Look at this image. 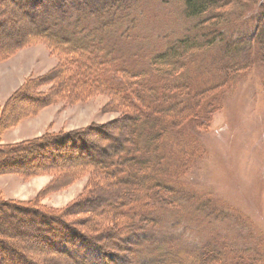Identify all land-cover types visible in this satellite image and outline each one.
Wrapping results in <instances>:
<instances>
[{
  "label": "trees",
  "instance_id": "16d2710c",
  "mask_svg": "<svg viewBox=\"0 0 264 264\" xmlns=\"http://www.w3.org/2000/svg\"><path fill=\"white\" fill-rule=\"evenodd\" d=\"M12 1H17L18 9L26 15L34 36L50 41L54 50L60 46L68 51L55 74L60 76L63 71L66 76H55L57 83L67 78L73 84L68 89L71 91L81 84L88 86L97 67L108 77L120 78L112 88L122 91L127 101L119 122L127 125L128 131L99 129L100 141L81 131L52 137L48 144L41 140L13 143L11 147L0 144V165L4 169L16 164L31 167L32 160L27 163L29 157L23 148L35 147L38 157L39 153L47 154V145H72L74 154L67 157L79 161L77 166L81 161L94 168L99 176L115 181L118 188H128L117 203L129 206L121 211L123 224L115 221L106 229H96L85 218L92 212L77 211L82 219H67L64 211L50 213L31 202L0 199V264H53L55 257L67 264H192L176 255L169 239L156 234L162 224L158 212L175 207V172L183 174L188 168L184 152L174 167V140L198 139L199 133L210 127L213 114L225 106L234 78L250 70L256 61L264 62V0H182L184 14L195 20L190 31L161 39L144 56L133 38L140 27L142 0ZM218 44L219 56L210 67H202L205 72L201 71V79L195 82L193 74L204 54ZM242 50L248 59L239 60ZM132 62L139 66L137 71L130 70ZM210 74L218 76L215 83L210 78L204 81ZM16 95L10 100H16ZM0 111L1 137L8 123L4 122L5 107ZM56 150L48 153L47 162L53 160ZM91 194L86 192L76 205H69V213L86 204L92 207L96 196ZM45 244L58 255L43 262L27 254ZM222 263L221 255L207 244L193 264Z\"/></svg>",
  "mask_w": 264,
  "mask_h": 264
},
{
  "label": "rangeland",
  "instance_id": "374dc122",
  "mask_svg": "<svg viewBox=\"0 0 264 264\" xmlns=\"http://www.w3.org/2000/svg\"><path fill=\"white\" fill-rule=\"evenodd\" d=\"M16 2L0 0V110L5 107L4 122L8 123L0 144L11 147L31 140L46 143L52 137L81 131L99 140V129L106 128L127 132V125L119 122L127 101L122 91L112 88L120 78L108 77L104 69L97 67L88 86L81 84L68 90L73 84L67 78L58 84L54 78L68 51L60 46L54 50L50 41L34 36ZM140 11V27L133 37L138 43L136 48L140 46V56L167 36L187 34L195 21L184 14L182 0H142ZM220 47L218 44L204 54L202 66L193 74L195 82L201 79V71L205 72L202 67H210L213 58L219 56ZM241 52L239 60L249 58L246 50ZM128 66L132 71L139 68L136 62ZM62 72L56 77L66 76ZM217 77L210 74L204 81L210 78L215 83ZM234 80L226 93L225 106L213 114L208 130L200 132L198 139L174 140V167L180 164L184 152L188 168L183 174L175 172V207L158 212L162 224L156 234L169 239L185 263L193 264L201 249L210 244L221 255L222 264H264V62L256 61ZM14 94L20 99L11 101ZM128 121L132 123V119ZM71 148L47 145V154L39 153V158L35 147L23 148L29 157L27 163L32 160L33 165L19 168L14 164V168L5 169L0 165V199L31 202L50 213L64 211L67 219L83 216L77 211L92 212L85 218L96 229H106L115 221L123 224L121 211L129 204L121 207L117 200L124 198L128 188H118L115 181L99 176L81 161L82 167L77 166L79 161L67 157L74 154ZM52 149L58 150L47 162ZM86 192L96 196L92 207L86 204L69 213L68 206L76 205ZM127 200L131 201L130 197ZM108 232L112 235V230ZM41 246L27 254L43 262L58 255L46 244ZM53 260L67 264L58 257Z\"/></svg>",
  "mask_w": 264,
  "mask_h": 264
},
{
  "label": "bare ground",
  "instance_id": "6f19581e",
  "mask_svg": "<svg viewBox=\"0 0 264 264\" xmlns=\"http://www.w3.org/2000/svg\"><path fill=\"white\" fill-rule=\"evenodd\" d=\"M12 108V107H11Z\"/></svg>",
  "mask_w": 264,
  "mask_h": 264
}]
</instances>
